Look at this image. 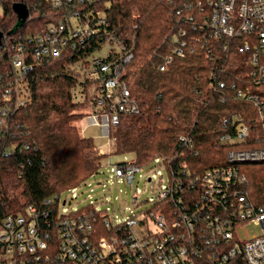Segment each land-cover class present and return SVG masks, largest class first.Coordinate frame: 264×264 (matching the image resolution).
I'll use <instances>...</instances> for the list:
<instances>
[{"label": "trees", "instance_id": "16d2710c", "mask_svg": "<svg viewBox=\"0 0 264 264\" xmlns=\"http://www.w3.org/2000/svg\"><path fill=\"white\" fill-rule=\"evenodd\" d=\"M197 1L109 0L98 6L107 28L126 43L132 42V57L120 78L139 111L120 114L117 124L110 127L114 150L133 153L139 167L158 159L167 175L181 168L193 175L227 164L228 147L218 139L222 116L247 124L251 138L264 132V117L248 101L233 98L229 88L239 77L237 60L241 55L224 49L221 41L206 37L187 20L191 14L199 18V8L194 6ZM15 2L26 4L28 16L21 27L9 33L16 21ZM60 15L61 9L50 0H0V93L15 78L10 73V50L4 43L36 31ZM180 29L185 30L182 38L193 50L175 56L160 70L158 66L180 38ZM102 42L93 36L77 48H64L59 56L33 61L29 55L30 68L16 74L25 104L12 110L0 98V218L24 211L28 205L40 211L49 209L54 217L61 193L84 184L98 172L103 153L91 137L82 135L78 122L88 113L102 111L96 103L98 81L88 77V59ZM117 55L109 50L103 58ZM214 76L226 81L227 88L215 84L216 88L209 90L207 83ZM76 85H80L82 100H74ZM180 135L191 137V144L181 143ZM253 141L244 145L262 144ZM239 168L248 198L264 205V162H241ZM46 199L50 202L45 203ZM87 205L80 208L88 210ZM94 224L97 234L109 230L98 219Z\"/></svg>", "mask_w": 264, "mask_h": 264}, {"label": "built area", "instance_id": "2783aa9c", "mask_svg": "<svg viewBox=\"0 0 264 264\" xmlns=\"http://www.w3.org/2000/svg\"><path fill=\"white\" fill-rule=\"evenodd\" d=\"M50 1L61 9L60 16L4 43L10 50V73L15 78L1 91L0 98L12 110L25 104L26 96L16 74L30 68L29 55L33 61L59 56L64 48H77L84 40L97 36L115 45L110 50L118 55L113 59H89L88 77L98 81L96 103L102 111L88 113L85 118L109 137L110 127L117 124L120 114L139 111L120 78L124 64L132 57V42L126 43L107 28L98 6L109 0ZM194 6L199 8V18L187 16L192 28L241 55L237 60L239 77L229 85L232 97L248 101L264 117V0H198ZM176 13L180 14V9ZM185 34L184 29L179 30L180 38L158 66L160 70L175 56L192 52L191 43L182 38ZM215 84L227 88V82L215 76L207 88L214 90ZM221 127L218 139L228 147L226 165L193 175L183 168L171 171L166 184H159L157 192L147 199L151 206L136 213L128 208L130 214L124 219L109 216L92 200L88 210H63L66 200L60 201V196L54 217L49 209L40 211L33 205L1 217L0 264H264V205L248 198L245 176L239 168L241 162H264V132L251 138L247 124L226 115L221 118ZM178 139L184 144L192 142L185 135ZM253 140L262 144L244 145L254 144ZM140 170L135 159L124 157L111 164L109 173L130 185ZM133 202H137L136 197ZM97 219L109 229L105 235L96 233ZM248 223L258 224L259 233L239 238L238 228Z\"/></svg>", "mask_w": 264, "mask_h": 264}, {"label": "rangeland", "instance_id": "374dc122", "mask_svg": "<svg viewBox=\"0 0 264 264\" xmlns=\"http://www.w3.org/2000/svg\"><path fill=\"white\" fill-rule=\"evenodd\" d=\"M112 48H115L112 43L102 42L99 50L93 51L90 58L105 57ZM79 90L80 85L73 88L75 101L83 99ZM85 116L79 120L78 128L83 130L81 131L82 135L92 138L97 150L103 155L98 159V172L84 180L88 183L70 187L61 193L60 201L66 200L62 209L80 208L92 200L95 201L97 208L106 210L109 216L116 215L117 219H124L130 214L128 208H132L133 213H136L150 207V197L157 192L159 184L164 185L167 182L166 168L159 164L158 159H156L151 164L141 167V170L135 173L133 183L130 185L114 178L109 173L111 164L123 161L124 157L134 159V155L128 152H115L114 142H111L110 135L108 137L102 133L100 127L88 124ZM108 160L111 164L108 163ZM149 176L151 177L150 181L147 180ZM133 197L137 198L136 203L133 202ZM259 231L260 226L258 224L248 223L238 228L237 235L241 239H247L257 235Z\"/></svg>", "mask_w": 264, "mask_h": 264}, {"label": "water", "instance_id": "95a60500", "mask_svg": "<svg viewBox=\"0 0 264 264\" xmlns=\"http://www.w3.org/2000/svg\"><path fill=\"white\" fill-rule=\"evenodd\" d=\"M12 8L16 13V21L12 28L10 29L9 33L15 32L19 27H21L28 16V9L25 3L23 2H15L12 4Z\"/></svg>", "mask_w": 264, "mask_h": 264}, {"label": "crops", "instance_id": "0c3cea01", "mask_svg": "<svg viewBox=\"0 0 264 264\" xmlns=\"http://www.w3.org/2000/svg\"><path fill=\"white\" fill-rule=\"evenodd\" d=\"M81 131H83V130L81 129Z\"/></svg>", "mask_w": 264, "mask_h": 264}]
</instances>
